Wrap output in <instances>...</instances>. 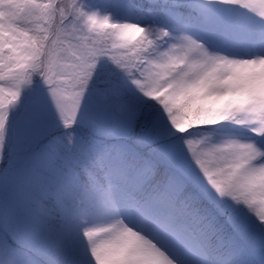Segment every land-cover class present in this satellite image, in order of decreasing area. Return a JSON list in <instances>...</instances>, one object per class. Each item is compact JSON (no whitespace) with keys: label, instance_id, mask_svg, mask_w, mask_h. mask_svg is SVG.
Segmentation results:
<instances>
[{"label":"snow or ice","instance_id":"6c2138e0","mask_svg":"<svg viewBox=\"0 0 264 264\" xmlns=\"http://www.w3.org/2000/svg\"><path fill=\"white\" fill-rule=\"evenodd\" d=\"M116 7L0 0V264H264V0Z\"/></svg>","mask_w":264,"mask_h":264},{"label":"trees","instance_id":"16d2710c","mask_svg":"<svg viewBox=\"0 0 264 264\" xmlns=\"http://www.w3.org/2000/svg\"><path fill=\"white\" fill-rule=\"evenodd\" d=\"M94 1H96L99 5H103V6L110 5L112 8V13L116 15V19H120V13L116 6L121 2V0H94Z\"/></svg>","mask_w":264,"mask_h":264},{"label":"rangeland","instance_id":"374dc122","mask_svg":"<svg viewBox=\"0 0 264 264\" xmlns=\"http://www.w3.org/2000/svg\"><path fill=\"white\" fill-rule=\"evenodd\" d=\"M90 3H92L94 6L96 7H105L103 5H99L96 1L91 0ZM114 15V14H113ZM114 17L116 18V15H114ZM39 130V127H37V131Z\"/></svg>","mask_w":264,"mask_h":264}]
</instances>
